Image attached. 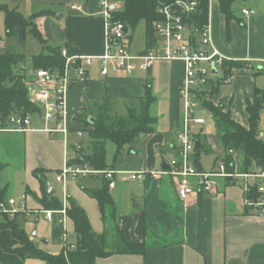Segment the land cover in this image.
I'll return each instance as SVG.
<instances>
[{"label": "crops", "instance_id": "0c3cea01", "mask_svg": "<svg viewBox=\"0 0 264 264\" xmlns=\"http://www.w3.org/2000/svg\"><path fill=\"white\" fill-rule=\"evenodd\" d=\"M101 1L11 0L0 3L16 8L27 18L35 16L34 22L48 44L62 46L68 55L100 56L106 51V20ZM75 2L83 4V12L71 9ZM243 9L253 12L245 14ZM232 14L228 22L218 1L210 0L208 21L215 45L229 58L249 59L259 65L264 60V0H236ZM128 45L131 50L130 43ZM147 51V41L138 51L131 50L136 55ZM87 74L88 80L72 82L66 96V138L63 132H50L60 119L54 112L46 114L43 104L41 113L30 116L26 130L0 129V164L4 165L1 184L7 189L8 198L17 197V205L21 208L24 205L21 224L31 217L36 220L39 234L35 232L33 236L26 230L34 242L51 253H59L66 245L76 242L75 225L70 217L62 220V216L56 214L51 220L45 214L46 210L53 209H46L40 201L43 189L35 174L37 169L44 168L48 185L54 188L52 195L63 205L68 204V197H73L86 210L94 230L104 234L110 254L98 258L95 264H253L264 258V216L259 215L257 208L246 205L241 178L212 176L213 189L205 192L201 189V178L189 176L194 191L181 199L178 195L180 177L168 171L170 162L179 157L178 133L185 128V106L180 95L184 62L161 59L148 70H136L132 74L112 71L108 75H102L95 63L87 67ZM262 74L264 69L237 71L229 81L222 82L231 83L232 91L223 94L220 85L209 99L223 104L235 120L248 126L247 101L254 99L256 86L264 91V82L257 83ZM223 76L224 72L211 81ZM30 81H35L34 73ZM147 82H151L156 97L150 108V113L157 118L155 130L141 134L120 149L114 141H106L107 170L117 173L115 186L109 188L115 204L106 206L104 218L98 201L88 192L103 186L102 174L80 175L65 184L56 179V173L68 164L69 155L74 153V142L73 149L69 150L68 134L83 131V124L76 122L77 115L106 96L114 100V111L124 115L129 100L145 96ZM243 108L245 121L239 116ZM199 115L206 123L192 124V130L195 135H202L203 143L211 149L208 153H215L216 159L211 169L203 166L202 170L197 169L217 171L219 163L224 161L221 156L225 149L216 134L211 112L200 109ZM88 116L94 117L90 113ZM90 140L86 148L84 143L82 146L87 154ZM109 141L115 144L111 157ZM132 171H146L147 175L142 181H133ZM234 171L240 172L236 161ZM151 172H156L158 177L150 175ZM128 243L142 244L144 248L131 250ZM17 245L10 230L0 232V264H45L40 259H24L11 252Z\"/></svg>", "mask_w": 264, "mask_h": 264}, {"label": "trees", "instance_id": "16d2710c", "mask_svg": "<svg viewBox=\"0 0 264 264\" xmlns=\"http://www.w3.org/2000/svg\"><path fill=\"white\" fill-rule=\"evenodd\" d=\"M192 0H125L123 9L115 13L116 19L124 22L129 29L144 20L146 23V41L150 49L154 46L158 38L155 34V23L163 18L160 9L164 6H174L177 2H187ZM199 5L196 12L185 14L184 20L193 32L201 31L208 22L210 0H197ZM220 10L225 14L227 21L233 17L232 5L236 0H217ZM0 8L4 11L5 32L9 46H23L28 36L38 40L43 46V52L33 56L34 69H46L55 75L64 72L66 57L63 56L62 46L48 44L43 33L34 22V17L27 18L16 8H10L6 4L0 3ZM129 34V33H128ZM2 36L0 35V40ZM26 54L23 51L8 49L5 53H0V125L8 127L17 118H25L36 113H41V106L33 102L29 96V88L32 85L27 80L20 64L25 61ZM237 68L240 72L246 71V62L242 60L227 61L223 65L224 76L217 81H211V87L203 94L212 96L217 93L221 83L232 74V68ZM151 82L146 83V94L144 97L132 98L126 108L124 115L114 111V100L106 96L101 102L93 103L86 107L84 111L76 117L77 123H82L84 131L89 133L91 138L89 146L90 159L83 158L86 151L83 147H74V153L69 155V165L88 166L95 170H106V141H114L118 148L132 143L141 134L152 133L155 130L157 118L150 113V108L155 101ZM264 103V91L255 88L254 99L247 101L246 111L248 113V126L235 120L229 110L221 103L215 104L211 99L203 100L204 106L211 112L214 120L216 134L223 145L225 152L221 158L226 162L227 170H235L236 157L230 152L244 155L243 164L239 171L252 172L256 168L264 170V137H260L259 122L262 115ZM95 117L92 123L88 114ZM195 140L201 144L195 148L194 162L199 170H202L201 154L203 151L209 152L211 149L203 143L201 134L194 135ZM4 165L0 164V202L8 199L7 189L1 184V173ZM255 168V169H254ZM36 176L40 179L43 189V197L40 199L46 209H63V202L55 195H48L47 170L37 169ZM103 186L99 189L89 190V194L98 201L100 210L105 218V208L108 204L114 205V200L109 189V181L104 177ZM252 192V191H251ZM255 194V193H254ZM253 194V198L257 195ZM19 211L11 216L8 213L2 214L0 221V232L4 229L11 231L12 237L18 241V245L11 248V252L18 254L24 259L35 258L44 261L45 264H95L100 257L110 254L106 250L105 236L98 233L92 227L86 210L73 198L68 197L66 214L75 225L76 242L71 247L65 246L59 253H51L36 244L30 237L26 229L21 224ZM131 250L144 248L142 244H130ZM260 258L253 264L261 261Z\"/></svg>", "mask_w": 264, "mask_h": 264}, {"label": "built area", "instance_id": "2783aa9c", "mask_svg": "<svg viewBox=\"0 0 264 264\" xmlns=\"http://www.w3.org/2000/svg\"><path fill=\"white\" fill-rule=\"evenodd\" d=\"M102 13L106 20V51L100 56H70L65 48L62 54L66 57V64L63 74L55 75L46 69H37L35 71V81L30 85L29 96L33 102H43L46 114L54 112L60 119L57 127L51 128L50 132L67 134L66 119V96L74 80H88L87 67L95 63L99 65L102 75H108L110 72L125 71L132 74L136 70H148L157 60H180L185 64V75L180 88V95L184 100L185 106V128L178 133L179 157L170 162L169 172L180 177V186L178 195L185 199L194 190L188 177L195 175L201 178V189L205 192L213 189L212 176H226L232 179L242 178V189L244 200L247 206L257 208L259 215L264 216V170L252 172L228 171L225 161L219 163L217 171H199L194 164L191 154L194 152L196 140L192 130V124H205L206 119L199 115V110L206 111L203 100L209 99V94H203L208 90V85L214 76L220 74L223 65L227 61L234 60L225 55L214 43V37L210 21L199 32H193L184 20L185 14L196 12L199 2L197 0L187 2H177L174 6H164L160 9L163 18L155 23V34L158 41L144 54L136 55L130 50L126 43L127 25L116 19L115 13L122 10L119 2L102 0ZM71 9L83 12L84 7L81 3H72ZM245 14H251L253 11L243 9ZM236 61V60H235ZM246 62L245 70L264 69V60L259 65H254L251 60H242ZM216 70V73H213ZM239 71L232 68V74L227 76L225 81H229L233 74ZM224 72V70H223ZM73 74V75H72ZM220 76V75H219ZM75 78V79H74ZM264 114V103L262 107ZM30 124V116L17 118L13 124L8 127L0 125V129L12 128L18 131H24ZM260 137H264V132H260ZM232 154H237L230 150ZM117 171L95 170L88 166L67 164L62 170L56 173L58 182L65 184L69 179L80 175L102 174L109 181V188L115 186V175ZM147 175L146 171H132L131 179L133 181H142ZM150 175L158 177L156 172ZM254 178L251 181L249 178ZM252 191V192H251ZM255 193V194H254ZM253 194L257 198H253ZM25 196H23L24 198ZM24 206V205H23ZM19 207L14 197L0 202V216L8 213L13 216L24 207ZM67 204H64L60 210H46L47 218L53 219L54 215L60 214L62 220L66 214ZM67 246V245H66ZM73 247V245H70Z\"/></svg>", "mask_w": 264, "mask_h": 264}, {"label": "rangeland", "instance_id": "374dc122", "mask_svg": "<svg viewBox=\"0 0 264 264\" xmlns=\"http://www.w3.org/2000/svg\"><path fill=\"white\" fill-rule=\"evenodd\" d=\"M3 1L11 2V0H0L1 3ZM113 1L119 2L121 6H124V3H125V0H113ZM214 3H216V1ZM9 5H12V4L9 3ZM0 35L2 36V39L0 40V53H5L9 48L17 50V51H23L26 54V58H25V61L20 64L18 69L22 70L27 80L32 79L33 73L35 74V71H36V69L33 68V56L43 52L44 48L42 44L38 40L33 38L32 36H28L26 43L22 47L19 45L9 46L7 43V37H6V32H5L4 11L1 8H0ZM126 42L128 44L130 43L131 50L133 52H136L139 49H141L143 46H146V23L144 20H141L135 26V28L129 29V35H127L126 37ZM222 74H223V70H220L219 75L221 76ZM218 76H214V79L217 78ZM261 81L264 82V74L260 75V77L257 79L258 85H260L259 83ZM229 91H232L231 83H222L221 93L225 94L226 92L228 93ZM126 106H128V104ZM243 112H244V108L241 109V114H239L241 121H245L246 119V115ZM259 131L264 132V114L261 115V119L259 122ZM89 140H90V136L87 131H84V130L83 131H70L68 134L69 150L73 149V147L71 146L73 142L75 146L82 147L83 143L85 146V144L88 143ZM108 150H109L110 157H111V153H113V151L115 150V144L111 141L108 142ZM191 156H193V153L191 154ZM215 159H216L215 153H208V152L203 151L201 154V163L205 169H208V170L211 169ZM243 160H244V155L242 153H239L236 157V166L240 167L243 164ZM255 171H259V170L256 168ZM249 179L251 181L254 180V178L252 177ZM15 199L17 200V197H15ZM35 221L36 220L34 219V217H31V218H28L26 222L22 223V226L26 228V230L30 232L33 236L35 232L39 234Z\"/></svg>", "mask_w": 264, "mask_h": 264}, {"label": "water", "instance_id": "95a60500", "mask_svg": "<svg viewBox=\"0 0 264 264\" xmlns=\"http://www.w3.org/2000/svg\"><path fill=\"white\" fill-rule=\"evenodd\" d=\"M128 30H129V27L127 26L126 27V32H128ZM213 73H216V70H213ZM38 104L39 105H42L43 102L42 101H39ZM89 120H90V122L93 123L95 121V118L94 117H90ZM195 146L196 147H200L201 146L200 145V142L198 140H196ZM83 158L85 160H89L90 159V155L89 154H86V155L83 156ZM53 193H54V188L52 187L51 184H49L48 185V195H52ZM256 264H264V258L261 261L257 262Z\"/></svg>", "mask_w": 264, "mask_h": 264}]
</instances>
